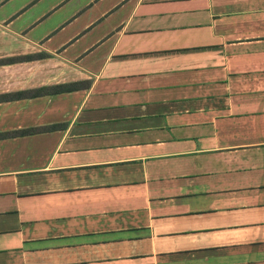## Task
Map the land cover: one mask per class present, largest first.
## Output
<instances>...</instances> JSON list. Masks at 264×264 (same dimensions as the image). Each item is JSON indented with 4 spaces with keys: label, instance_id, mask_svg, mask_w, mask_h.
I'll use <instances>...</instances> for the list:
<instances>
[{
    "label": "crops",
    "instance_id": "crops-1",
    "mask_svg": "<svg viewBox=\"0 0 264 264\" xmlns=\"http://www.w3.org/2000/svg\"><path fill=\"white\" fill-rule=\"evenodd\" d=\"M0 264H264V0H0Z\"/></svg>",
    "mask_w": 264,
    "mask_h": 264
},
{
    "label": "trees",
    "instance_id": "trees-1",
    "mask_svg": "<svg viewBox=\"0 0 264 264\" xmlns=\"http://www.w3.org/2000/svg\"><path fill=\"white\" fill-rule=\"evenodd\" d=\"M46 56V53H38L34 55H24L19 57H12L6 59H0V64L3 62H13L16 60H29L32 58H41ZM89 86V81H73V82H65L59 83L54 85H47L41 86L34 89H26L20 90L11 93L0 94V101H8V100H17L22 98H32L36 96H43V95H53L59 94L64 92H71L81 88H86ZM59 125H46V126H39V127H29V128H22L16 129L11 131H4L0 132V139L2 138H11L17 136H24V135H31L39 132L50 131L57 128Z\"/></svg>",
    "mask_w": 264,
    "mask_h": 264
}]
</instances>
